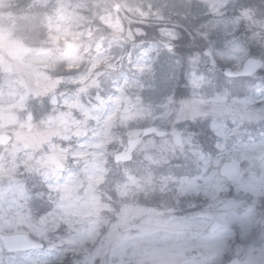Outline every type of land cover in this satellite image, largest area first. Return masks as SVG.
<instances>
[{
	"label": "clouds",
	"instance_id": "clouds-1",
	"mask_svg": "<svg viewBox=\"0 0 264 264\" xmlns=\"http://www.w3.org/2000/svg\"><path fill=\"white\" fill-rule=\"evenodd\" d=\"M0 231L32 264H264V23L241 32L234 0H0Z\"/></svg>",
	"mask_w": 264,
	"mask_h": 264
},
{
	"label": "rangeland",
	"instance_id": "rangeland-1",
	"mask_svg": "<svg viewBox=\"0 0 264 264\" xmlns=\"http://www.w3.org/2000/svg\"><path fill=\"white\" fill-rule=\"evenodd\" d=\"M244 0H234L235 15L238 17L239 30L244 32L246 35L250 34V30L254 29L257 23H264V5H256L254 3L243 2ZM241 163V167H243ZM236 178H239L238 176ZM207 182V184H206ZM196 185H205L211 190L212 185H217V180L209 178L207 173L198 177L195 181ZM0 233H4L0 231ZM0 248H4L0 241ZM9 255L5 257L0 254V264H16L19 260L20 264H32L33 260H39L43 257L44 251L32 250L25 252H8ZM20 253V255H17Z\"/></svg>",
	"mask_w": 264,
	"mask_h": 264
},
{
	"label": "water",
	"instance_id": "water-1",
	"mask_svg": "<svg viewBox=\"0 0 264 264\" xmlns=\"http://www.w3.org/2000/svg\"><path fill=\"white\" fill-rule=\"evenodd\" d=\"M225 170L228 174L232 175L234 178L238 174L236 167L230 161L225 162ZM0 240L2 241L7 251L37 249L36 247H33L30 241H28L26 238H24L21 235L6 237L5 234L0 233Z\"/></svg>",
	"mask_w": 264,
	"mask_h": 264
},
{
	"label": "trees",
	"instance_id": "trees-1",
	"mask_svg": "<svg viewBox=\"0 0 264 264\" xmlns=\"http://www.w3.org/2000/svg\"><path fill=\"white\" fill-rule=\"evenodd\" d=\"M243 2L254 3L256 5H264V0H244Z\"/></svg>",
	"mask_w": 264,
	"mask_h": 264
}]
</instances>
